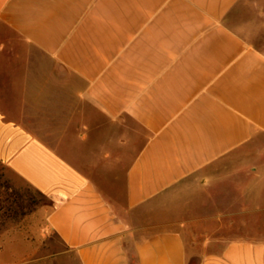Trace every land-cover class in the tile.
<instances>
[{"label":"crops","instance_id":"obj_1","mask_svg":"<svg viewBox=\"0 0 264 264\" xmlns=\"http://www.w3.org/2000/svg\"><path fill=\"white\" fill-rule=\"evenodd\" d=\"M0 167L80 264H264V1L0 0Z\"/></svg>","mask_w":264,"mask_h":264},{"label":"rangeland","instance_id":"obj_2","mask_svg":"<svg viewBox=\"0 0 264 264\" xmlns=\"http://www.w3.org/2000/svg\"><path fill=\"white\" fill-rule=\"evenodd\" d=\"M263 1L249 0V3L255 6ZM230 191L225 190L226 193ZM194 192L197 198L187 199V192L180 190L177 207L185 210L194 206L200 211L205 202L204 193L197 188ZM187 200L196 203L188 205ZM52 206L47 195L0 167V264H80L75 252L63 244L48 224L47 215ZM198 224L211 225L212 231L208 235L191 237L197 249L213 251L223 242L248 239L242 235L249 229L247 214L225 213L223 218L201 219ZM131 264H135L133 258ZM188 264H200L197 253Z\"/></svg>","mask_w":264,"mask_h":264}]
</instances>
